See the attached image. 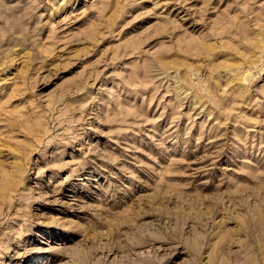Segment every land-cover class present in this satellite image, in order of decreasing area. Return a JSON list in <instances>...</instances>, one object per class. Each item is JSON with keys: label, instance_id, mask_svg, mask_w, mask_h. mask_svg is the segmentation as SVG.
<instances>
[{"label": "rangeland", "instance_id": "374dc122", "mask_svg": "<svg viewBox=\"0 0 264 264\" xmlns=\"http://www.w3.org/2000/svg\"><path fill=\"white\" fill-rule=\"evenodd\" d=\"M17 159L0 264H264V0H0Z\"/></svg>", "mask_w": 264, "mask_h": 264}, {"label": "bare ground", "instance_id": "6f19581e", "mask_svg": "<svg viewBox=\"0 0 264 264\" xmlns=\"http://www.w3.org/2000/svg\"><path fill=\"white\" fill-rule=\"evenodd\" d=\"M13 8H14V5H13V7L9 6V5H7L5 7V9L9 13H11V14H8L7 16L10 17V15H12L14 20H15V24H17V23L23 24L25 19H26V17H27V15L30 14L29 9L25 8L22 11H20L19 13H17L16 11L13 10ZM14 16H16V18ZM209 53H210V51H209ZM242 75H244V74H241V76ZM2 167L3 166L0 165V173H1V176H0V204L9 205V203L13 200V198H12L13 197L12 196L13 195L12 194L13 191L17 188L18 184L22 181L21 173H22V170H23L22 169L23 163H22V161L20 159H17L15 161L14 166L11 169L7 170L6 168H2ZM4 169H6V170H4ZM7 201H9V202H7ZM38 263L39 264L42 263L41 256L37 257V259L36 258H32L28 262V264H38Z\"/></svg>", "mask_w": 264, "mask_h": 264}]
</instances>
